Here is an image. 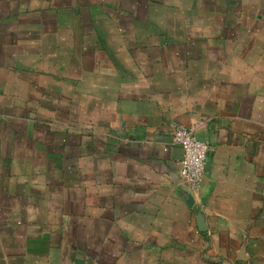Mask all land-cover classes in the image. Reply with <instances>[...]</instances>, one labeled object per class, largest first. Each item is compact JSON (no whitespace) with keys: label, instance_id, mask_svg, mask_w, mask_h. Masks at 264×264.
Returning a JSON list of instances; mask_svg holds the SVG:
<instances>
[{"label":"crops","instance_id":"0c3cea01","mask_svg":"<svg viewBox=\"0 0 264 264\" xmlns=\"http://www.w3.org/2000/svg\"><path fill=\"white\" fill-rule=\"evenodd\" d=\"M0 264H264V0H0Z\"/></svg>","mask_w":264,"mask_h":264},{"label":"built area","instance_id":"2783aa9c","mask_svg":"<svg viewBox=\"0 0 264 264\" xmlns=\"http://www.w3.org/2000/svg\"><path fill=\"white\" fill-rule=\"evenodd\" d=\"M172 140L182 149L179 176L195 191L204 177L210 144L198 138L193 129L180 124H174Z\"/></svg>","mask_w":264,"mask_h":264}]
</instances>
